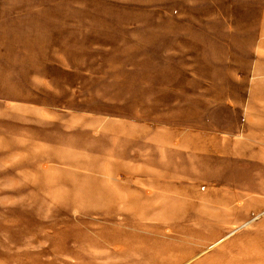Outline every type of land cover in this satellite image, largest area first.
Masks as SVG:
<instances>
[{
    "label": "rangeland",
    "instance_id": "obj_1",
    "mask_svg": "<svg viewBox=\"0 0 264 264\" xmlns=\"http://www.w3.org/2000/svg\"><path fill=\"white\" fill-rule=\"evenodd\" d=\"M0 264H264V0H0Z\"/></svg>",
    "mask_w": 264,
    "mask_h": 264
},
{
    "label": "bare ground",
    "instance_id": "obj_2",
    "mask_svg": "<svg viewBox=\"0 0 264 264\" xmlns=\"http://www.w3.org/2000/svg\"><path fill=\"white\" fill-rule=\"evenodd\" d=\"M79 240V239H78Z\"/></svg>",
    "mask_w": 264,
    "mask_h": 264
}]
</instances>
